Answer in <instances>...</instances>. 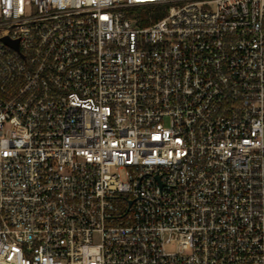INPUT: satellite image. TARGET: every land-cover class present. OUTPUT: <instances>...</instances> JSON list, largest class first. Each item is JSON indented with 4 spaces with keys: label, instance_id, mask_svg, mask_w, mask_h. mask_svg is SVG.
Returning a JSON list of instances; mask_svg holds the SVG:
<instances>
[{
    "label": "built area",
    "instance_id": "obj_1",
    "mask_svg": "<svg viewBox=\"0 0 264 264\" xmlns=\"http://www.w3.org/2000/svg\"><path fill=\"white\" fill-rule=\"evenodd\" d=\"M0 264H264V0H0Z\"/></svg>",
    "mask_w": 264,
    "mask_h": 264
}]
</instances>
